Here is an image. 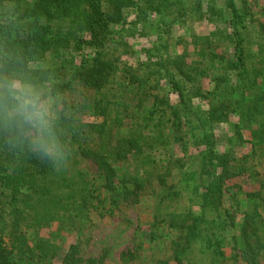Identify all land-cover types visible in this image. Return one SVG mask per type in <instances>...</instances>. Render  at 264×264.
Returning <instances> with one entry per match:
<instances>
[{
  "label": "trees",
  "instance_id": "16d2710c",
  "mask_svg": "<svg viewBox=\"0 0 264 264\" xmlns=\"http://www.w3.org/2000/svg\"><path fill=\"white\" fill-rule=\"evenodd\" d=\"M242 6L0 0V264H104L90 230L146 199L121 264H264V29Z\"/></svg>",
  "mask_w": 264,
  "mask_h": 264
},
{
  "label": "rangeland",
  "instance_id": "374dc122",
  "mask_svg": "<svg viewBox=\"0 0 264 264\" xmlns=\"http://www.w3.org/2000/svg\"><path fill=\"white\" fill-rule=\"evenodd\" d=\"M243 1L252 18L256 19L258 24L264 29V0H238L239 8L243 7ZM191 29L201 32L203 27L195 25L191 26ZM251 30H257V28ZM252 40L253 43L255 40H259V34L253 36ZM142 42L143 41L140 40L137 41V47L141 46ZM249 47L252 53L255 54V50H257L256 47L253 45H250ZM135 49L138 50L137 48ZM58 102L59 99H48L43 103H40L38 111L33 114L34 118L39 119L45 114L55 112L56 108L54 106H58ZM250 151V146L246 145L239 151V155H249ZM237 183H239L245 191L253 189L245 181H237ZM150 201L151 200L146 199L142 202L141 207H137L135 209L121 208L120 211L116 212L112 217L108 216L98 220L95 227L92 228L88 234V244H86L83 248L84 257H103L104 264H121L120 256L124 251L128 250L132 246V240L136 227L141 225L144 229L148 219L150 218ZM63 236V243L65 245L73 244L76 241V237L71 235Z\"/></svg>",
  "mask_w": 264,
  "mask_h": 264
}]
</instances>
